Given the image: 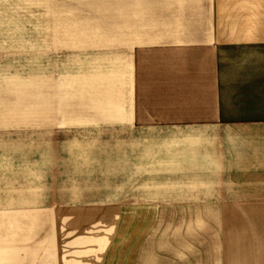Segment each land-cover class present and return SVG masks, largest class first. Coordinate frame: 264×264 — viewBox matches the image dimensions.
<instances>
[{
    "label": "crops",
    "instance_id": "crops-1",
    "mask_svg": "<svg viewBox=\"0 0 264 264\" xmlns=\"http://www.w3.org/2000/svg\"><path fill=\"white\" fill-rule=\"evenodd\" d=\"M115 9L122 103L108 116L123 122L126 178L219 207L209 261L198 264H264V0H115ZM160 201L45 208L46 239L32 241L30 258L18 245L13 256L185 264L178 246L175 262L145 246ZM137 211L146 213L134 220Z\"/></svg>",
    "mask_w": 264,
    "mask_h": 264
},
{
    "label": "rangeland",
    "instance_id": "rangeland-1",
    "mask_svg": "<svg viewBox=\"0 0 264 264\" xmlns=\"http://www.w3.org/2000/svg\"><path fill=\"white\" fill-rule=\"evenodd\" d=\"M117 54L115 0H0V250L12 255L8 264H21L17 245L30 258L32 241L46 239L53 218L45 208L136 197H161L148 212V251L175 262L178 246L180 263H208L219 207H189L158 196L155 178H126L123 122L108 116L122 103Z\"/></svg>",
    "mask_w": 264,
    "mask_h": 264
}]
</instances>
